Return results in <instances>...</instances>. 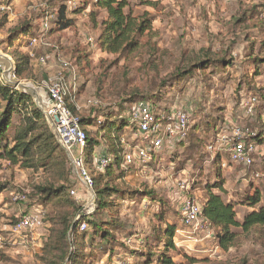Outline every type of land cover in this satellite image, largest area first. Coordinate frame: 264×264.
Returning a JSON list of instances; mask_svg holds the SVG:
<instances>
[{"label": "rangeland", "instance_id": "rangeland-1", "mask_svg": "<svg viewBox=\"0 0 264 264\" xmlns=\"http://www.w3.org/2000/svg\"><path fill=\"white\" fill-rule=\"evenodd\" d=\"M127 1L126 12L149 17L152 31L139 37L138 49L122 55L102 51L97 43L106 11L96 6V0H0V50L14 58L16 67L22 66L18 80L45 91L43 81L55 74L48 67V51L56 48L78 70L75 110L88 125L91 156L102 147L110 153L109 144L122 149V135L131 138L132 101L150 98L157 107L193 109L188 138L155 156L145 169L133 166L120 173L114 166L113 174L96 172L97 190L104 194L106 205L93 219L109 235L102 240V233L90 223L88 231L78 236V264H113L117 255L129 258L132 264H162L165 254L176 263L191 256L194 264H264V227L241 231L234 246L223 250L207 228L194 231L181 220L184 199L195 196L203 204L207 182H215L217 177L225 181V199L235 201L239 220L251 210L240 204L251 185L261 186L264 197V138L251 166L234 163L221 152L227 162L223 167L206 148L219 120L223 134L229 133L231 124L264 129V0H151L153 5L146 0ZM65 3L69 4L66 16L73 23L61 29L56 21ZM46 18L50 23L47 30L43 26ZM41 55L47 57V64H25L27 56L36 59ZM251 94L258 100L252 114L245 117L240 102ZM28 97L26 104L14 103L18 111L8 137L12 147L18 133L28 130L33 151L27 158L20 155L17 163L0 159V185L4 186L0 219L7 225L39 204L45 216L37 230L0 246V264H63L67 241L61 228L77 205L69 190L79 191L80 202L83 190L46 119L41 116L33 125L39 109L32 96ZM89 99H100L102 104L92 106ZM7 107V101L0 100V112ZM120 115L125 123L118 119ZM113 118L116 126L122 123L119 132L106 121ZM97 119L105 120L104 124ZM107 129L110 134L105 139L100 131L106 134ZM179 184L189 188L181 190ZM25 190L30 199L26 204L11 200L13 193ZM168 227L175 229L174 248L165 247L170 239L165 235ZM154 232L157 239L144 245Z\"/></svg>", "mask_w": 264, "mask_h": 264}, {"label": "built area", "instance_id": "built-area-1", "mask_svg": "<svg viewBox=\"0 0 264 264\" xmlns=\"http://www.w3.org/2000/svg\"><path fill=\"white\" fill-rule=\"evenodd\" d=\"M49 24V18H46L43 22L46 30L49 29ZM89 40L94 43L92 38ZM57 59L59 67L54 76L43 81L45 95L43 96L44 104L40 109L53 129L58 143L66 151L73 171L82 186L84 195L82 202L76 188H71L69 194L75 201L81 203V209L75 221H81L80 231H86L89 224L84 218L90 217L96 208L94 178L90 167L91 159L87 154L88 134L82 127L81 117L70 108V105H74L78 109L76 94L79 90L80 74L61 52H58ZM37 60L40 64H47L45 55H41ZM0 79L2 80L1 66ZM257 100L258 97L255 94L241 99L240 107L245 117L252 114ZM88 103L98 107L102 101L89 99ZM129 106L131 116L129 123L133 134L131 138L126 135L120 137L122 158L119 169L121 171H126L133 166L143 170L155 156L188 138L193 123L192 108L178 105L167 108L157 107L150 98L132 102ZM97 123L101 124L102 119H97ZM229 128L228 134H223L221 131L215 134L206 145L208 152L212 153L213 157L225 152L232 162L251 166L255 162V155L259 148L257 140L264 138V129L239 124H231ZM112 161L113 156L108 153L93 155V164L99 171H103ZM220 161L221 166H227L224 155L221 156ZM179 186L181 190L189 188L185 184H179ZM11 200L26 204L29 201L28 191L13 193ZM201 210L202 204L195 196L185 198L181 208L182 222L187 226H193L194 231L208 229V222L200 217ZM44 216L43 209L39 205H34L7 225L2 224L0 219V246H7L13 240L25 237L27 232L37 230ZM69 234L71 236V233ZM113 264H132V262L129 258L117 255L113 259Z\"/></svg>", "mask_w": 264, "mask_h": 264}, {"label": "trees", "instance_id": "trees-1", "mask_svg": "<svg viewBox=\"0 0 264 264\" xmlns=\"http://www.w3.org/2000/svg\"><path fill=\"white\" fill-rule=\"evenodd\" d=\"M74 1L75 0H68V3ZM146 2H148L149 5H153V2L151 0L148 1L146 0ZM68 3L63 4L59 9V15L56 24H58L61 29H66L69 26H71L73 23V20L67 18L66 16L69 9ZM96 6L106 11V16L103 17L99 23L101 27V32L97 38V43L99 44V47L101 48L102 51H105L107 53L122 54V55L127 53H132L139 48L140 45L139 37L142 36L146 31L148 32L152 31V22L149 17L138 18L134 16L132 12H126L125 9L126 7L129 6L127 0H96ZM93 17L94 19L96 18L94 14L92 15V18ZM49 33L52 35V29L49 30ZM27 36L33 37L34 34H27ZM27 57L28 58L26 59L25 64H29L32 61V58L30 56ZM253 61L256 62L257 64L259 62L256 58ZM21 67L22 66L20 65L16 67L17 77L21 75L22 72ZM256 68H258V65ZM257 73L259 74V72ZM26 98H29L28 95L24 93L15 92V90H13L9 85L5 84L0 79V100H5L8 103V107L3 112H0V159H5L12 163H17L20 155L25 158L30 157L31 156L30 153L31 151H33L31 150L30 142H28V133H29L28 130H24V132L18 133V135L15 138V144L12 147H10V141L8 137V129L15 120L14 114L17 109L13 105L14 103H20L21 101L25 102L26 104ZM132 102H130V104ZM70 108L74 113L77 114L75 110L76 107L74 105H70ZM41 116L44 117L41 110L40 111L36 110L35 115H33L32 118V120L35 121V122L32 121L33 125H37ZM29 119L31 120V118ZM118 119H120L122 123H125L126 121V118L123 115H120ZM104 121L102 120L101 123L102 125L104 124ZM106 121L110 123L112 130L117 131L118 129L120 130L122 129L121 127L122 123L118 124L117 126L116 124H114L113 122L115 121L114 118ZM219 123H220L219 126L217 125L213 126L214 135L217 134L218 131L220 130L221 120H219ZM81 124L82 127L85 129V126L87 124L82 118H81ZM208 127H210V125ZM32 129L33 127H31V130ZM120 130H118V132ZM108 133L110 134V130H108L106 134H103V132L100 131V135L101 136L104 135L105 139L109 135ZM87 139H88V147H89L90 146L89 135ZM260 140H262V138L257 140L258 144H261L259 142ZM55 142L57 143L58 146H60L57 139H55ZM27 143H29V145ZM107 147H108L107 151L110 152L108 154L115 156H113V161L103 171H99L95 168L93 164V156L90 155L88 149L89 159H91L90 167L94 178L96 208L90 217L84 218L88 224L93 223L95 225L97 232L102 233L100 235L102 240H104L107 237L106 235H109V231L103 230L100 223H94L93 217L100 211V209H103L105 207L106 203L104 201V194L98 192L97 190V182L95 175L96 172L101 173L100 175L113 174L115 170L113 169L114 166L116 167V169L120 168V163L122 158V153H121L122 149L120 147H119L120 151L117 150L118 147L113 146L111 144H109V146ZM117 154H119V156H117ZM215 158L217 162L220 161L221 154H217ZM239 165L249 166L246 164H239ZM120 173H123V171L120 170ZM224 183L225 181L223 182L219 181L218 177L216 178L215 182H211V183L207 182L205 187L206 198L204 203L202 204L200 217L208 222L209 235H212L214 237V239L217 242V246H219L223 250H227L230 247L234 246L237 235L241 231L247 232L255 227H264V202H263L264 197L261 190V186L251 185L250 188L247 189L245 192V198H243L240 202L241 205L250 207L251 210L247 211V213L243 215L242 219L239 220L237 217L235 201L233 200L227 201L225 199L224 196L225 191L223 188ZM3 187H4L3 185H0V192L3 189ZM38 188L41 190H45V188L42 187H38ZM216 188H218L219 190L215 191L214 189ZM80 209H81V203L77 202L76 209L71 219L69 220L67 225H64L61 228V234L63 238H66L67 241L66 243L67 251L64 257L63 264H78L79 261V256H80L79 254L81 251H80V242L78 241V236L81 234H85L88 231V230L80 231L81 221L78 222L75 221V217ZM174 231L175 229L173 227L171 228L168 227V229L165 232V235L170 237L169 241L166 242L165 244L166 248L175 247L174 240L172 239ZM69 233H71V236ZM153 238L157 239V235L155 232L150 236V238H146L143 244L148 246L149 239H153ZM141 255H144V251H142ZM195 262H196L195 258L189 256L186 258V262L176 263L173 262L171 256L165 254L161 263L162 264H194Z\"/></svg>", "mask_w": 264, "mask_h": 264}, {"label": "water", "instance_id": "water-1", "mask_svg": "<svg viewBox=\"0 0 264 264\" xmlns=\"http://www.w3.org/2000/svg\"><path fill=\"white\" fill-rule=\"evenodd\" d=\"M0 66L2 67V80L5 84L14 89H18L21 93L32 96L39 110L44 104L43 92L44 88L37 87L30 83L21 82L16 77V63L14 58L0 50Z\"/></svg>", "mask_w": 264, "mask_h": 264}, {"label": "crops", "instance_id": "crops-1", "mask_svg": "<svg viewBox=\"0 0 264 264\" xmlns=\"http://www.w3.org/2000/svg\"><path fill=\"white\" fill-rule=\"evenodd\" d=\"M58 52H61V51H59V50H54L53 49V51H48V55H47V57H48V62H49V69H54V71H52V72H56L57 71V67H58V64H57V60L55 59L56 57H57V54H58ZM47 53V52H46ZM62 53V52H61ZM32 64H34V63H36V64H38L39 62H38V60H37V58L36 59H32ZM35 64V65H36ZM42 65V64H41ZM54 76V75H53ZM88 125H86V127H87ZM132 135V134H131ZM95 153V152H94ZM105 153V149L102 147V150L100 151V152H98L97 154H104ZM96 154V153H95ZM96 154V155H97Z\"/></svg>", "mask_w": 264, "mask_h": 264}]
</instances>
